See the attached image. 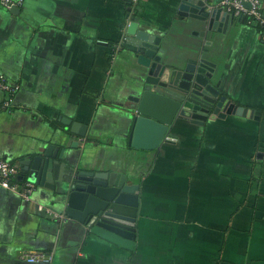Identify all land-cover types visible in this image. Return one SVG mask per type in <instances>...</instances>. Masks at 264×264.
Segmentation results:
<instances>
[{
	"label": "crops",
	"instance_id": "1",
	"mask_svg": "<svg viewBox=\"0 0 264 264\" xmlns=\"http://www.w3.org/2000/svg\"><path fill=\"white\" fill-rule=\"evenodd\" d=\"M12 1L0 0V76L20 88L8 108L0 90V160L18 166L13 184L30 183L20 163L58 155L78 123L86 140L66 152L139 184L140 207L136 238L121 245L66 217L45 187L26 201L0 186V264H264L261 29L244 17L225 28L219 4L210 25L178 15L176 0ZM133 21L160 39L162 65L122 46ZM202 51L222 95L259 121L176 107L171 71ZM142 104L169 126L164 139L148 129L130 138ZM33 252L47 260L21 259Z\"/></svg>",
	"mask_w": 264,
	"mask_h": 264
},
{
	"label": "water",
	"instance_id": "2",
	"mask_svg": "<svg viewBox=\"0 0 264 264\" xmlns=\"http://www.w3.org/2000/svg\"><path fill=\"white\" fill-rule=\"evenodd\" d=\"M176 1L178 15L195 17L212 25L213 18L217 16L207 9L211 4L217 6L221 0ZM12 11L18 12L19 8L14 6ZM223 16L225 28L235 21L231 14L226 13ZM148 31L150 30L141 29L138 22H131L126 28L122 46L137 53L139 63L150 68L153 63L163 64L164 51L160 47V39ZM204 53L205 51L200 52L199 56L186 61L185 65H176L171 71L170 82L176 92V107L212 114V119L216 115L226 118L227 115L246 114L259 121V111H245V108L238 107L227 96L222 95L220 82L215 83L214 67L206 58L209 52ZM132 119L133 133L130 138L135 133V142L138 140V133L145 129L159 133L160 137L163 135L162 139L168 132L169 126L151 118L143 104L137 108ZM85 128L79 131V124L76 123L65 132L61 137L63 145L58 155L51 157L47 152L46 158L36 157L33 161L21 162L22 178L55 192L64 215L81 224L91 234L116 244H127V241H134L136 238L140 207L139 184L129 183L128 176L112 168L105 169L95 165L91 167L92 164L88 167L89 164L86 166L81 161H76L72 152H66L67 148L76 149L80 144L79 140L86 138ZM133 145L140 147L139 143Z\"/></svg>",
	"mask_w": 264,
	"mask_h": 264
},
{
	"label": "built area",
	"instance_id": "3",
	"mask_svg": "<svg viewBox=\"0 0 264 264\" xmlns=\"http://www.w3.org/2000/svg\"><path fill=\"white\" fill-rule=\"evenodd\" d=\"M3 3L11 7L16 3L12 0H2ZM21 2V1H20ZM219 6L228 14L235 18H246L249 24H256L261 29V38L264 40V13L260 0H221ZM19 86L8 83L4 76H0V90L7 94L5 107H10L14 95L19 91ZM19 174L17 165L5 160H0V186L19 195L26 201H31V196L35 191V185L27 183L23 187L13 184V179ZM38 210L52 212L44 206H39ZM58 217L57 214H53ZM27 263H37L47 260L46 255L40 253H25L21 257Z\"/></svg>",
	"mask_w": 264,
	"mask_h": 264
},
{
	"label": "trees",
	"instance_id": "4",
	"mask_svg": "<svg viewBox=\"0 0 264 264\" xmlns=\"http://www.w3.org/2000/svg\"><path fill=\"white\" fill-rule=\"evenodd\" d=\"M258 29H260V27L259 26H256Z\"/></svg>",
	"mask_w": 264,
	"mask_h": 264
}]
</instances>
